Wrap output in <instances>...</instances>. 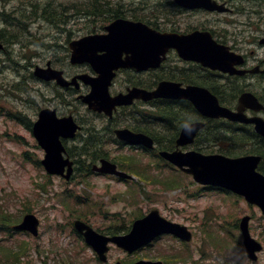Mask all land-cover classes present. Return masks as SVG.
Here are the masks:
<instances>
[{
  "label": "rangeland",
  "instance_id": "1",
  "mask_svg": "<svg viewBox=\"0 0 264 264\" xmlns=\"http://www.w3.org/2000/svg\"><path fill=\"white\" fill-rule=\"evenodd\" d=\"M82 2L0 0V14L9 22L4 25L0 19V30H6L0 31V39L6 46V51L0 52V217H4V223L11 221L10 230L0 225V264H102L72 230L74 219L79 218L105 232L111 225H119L120 221L127 225L135 215H144L153 209L187 226L192 231V241L183 245L164 236L137 252V256L111 246L110 264L138 257L163 260L165 255L177 250H182L181 258L185 261L190 256L186 264H264V216L257 207L232 194L202 190L190 177L177 174L137 150L130 156L137 160L140 174L135 172L131 182L87 175L79 164L69 182L46 175L39 164L42 150L26 125L9 113H20L33 122L41 108L49 107L57 109L60 115L73 114L83 129L92 125V117L79 104L73 103L77 93L65 96L66 104L56 94L63 90L53 83L30 77L34 66H45L48 61L70 77L91 73L85 65L70 66L57 39L60 30H65L72 39L89 33L88 26L93 19H82V14L75 13ZM42 3L50 4L48 10L39 7ZM53 7L58 11L53 12ZM218 18L219 29H232L226 24L230 20L227 15ZM126 82L124 74L117 76L110 93L124 90ZM86 91L87 88L82 87L80 93ZM94 123L99 126L98 122ZM78 138L67 146H79ZM106 151L111 160L120 152L116 146H107ZM75 152L73 149L72 154ZM165 178L175 183L164 184ZM27 210L40 221L37 237L12 230L11 225L18 224ZM245 215L251 217L250 235L263 247L255 262L246 258L239 230L235 228Z\"/></svg>",
  "mask_w": 264,
  "mask_h": 264
},
{
  "label": "water",
  "instance_id": "2",
  "mask_svg": "<svg viewBox=\"0 0 264 264\" xmlns=\"http://www.w3.org/2000/svg\"><path fill=\"white\" fill-rule=\"evenodd\" d=\"M175 3L184 7H200L208 11H226L223 4L219 5L212 0H175ZM106 30L108 31L106 35L86 36L70 44L72 49L70 63L73 65L89 63L98 74L96 78L84 74L74 77L68 83L63 79L62 72L49 67L47 69L36 68L34 75L44 80H56L57 84L62 87L70 84L78 87L76 80H81L91 87L89 94L80 97L81 101L90 110L103 111L108 116L116 106L129 105L134 99L144 101L159 98L187 99L204 116L255 123V131L264 138V121L258 118L248 119L243 114L246 107L255 108L258 104L251 93H244L240 96L236 112L221 107L218 100L206 89L199 87L184 89L180 84L172 82H160L151 92L132 88L126 94L120 93L114 97L109 95L108 87L115 76V70L119 68L138 70L157 68L165 59L169 49H175L183 60L197 62L213 70L232 73L235 70L234 66L242 63L241 57L230 53L227 47L213 41L210 33L200 31H194L188 35L159 33L148 29L141 23L121 20L114 21L106 27ZM2 47L0 43V49ZM99 52L102 54L98 55ZM123 53L126 54L124 60L122 59ZM202 125L200 122L187 125L182 130L177 145L184 146L191 143ZM77 128L71 116L57 119L54 111L42 110L39 113L32 133L46 152L41 163L48 173L62 175L67 180L70 178L72 163L63 158L64 149L59 138L74 137ZM115 133L118 139L126 143L139 144L146 148L153 146L152 140L143 134L132 133L126 129L117 130ZM160 155L184 172L191 174L197 183L230 190L244 197L249 204L258 206L264 214V176L256 171L260 157L249 155L227 158L221 155H203L194 151L161 152ZM100 164L101 166L97 168L100 173L129 178L125 173L118 172L116 166L106 160H100ZM65 167H67V173L64 175ZM248 221V216L243 217L239 227L246 253L250 259L255 260V252L261 250V245L250 237ZM74 225L103 261H105L103 255L107 251L108 242H113L131 253L163 233H172L183 240H190V234L184 227L167 222L159 216L157 211H152L148 216L136 220L129 234L125 236L106 238L80 221H76ZM37 227V218L29 214L25 215L22 222L15 228L29 231L36 236ZM134 264L162 263L139 261Z\"/></svg>",
  "mask_w": 264,
  "mask_h": 264
},
{
  "label": "flooded vegetation",
  "instance_id": "3",
  "mask_svg": "<svg viewBox=\"0 0 264 264\" xmlns=\"http://www.w3.org/2000/svg\"><path fill=\"white\" fill-rule=\"evenodd\" d=\"M144 1L145 3L140 0L136 3L125 4L124 7H118L116 15L120 17H133L136 18L137 21L140 19L142 22L144 21V23L160 31L177 32L182 34L191 33L194 30L210 31L216 40L221 39L220 41L228 45L231 51L243 57L244 62L242 64V69L248 71L256 69V72L246 73L242 76L209 73L210 79L213 81L221 79L222 89L228 85V82L233 83L237 81L239 84H242V87L245 89L264 90V74L259 72L264 70V42L262 41L264 38V0H225L224 3L229 8V12L227 13L228 17L232 19L230 21L231 26L242 28V30H228L227 36H223V38L218 37L219 18L218 13L216 12H205L201 9H183L177 7L172 0H166L165 2L157 4L154 0ZM132 11H140L141 15H136ZM89 32L103 33L104 27L100 29L91 27ZM57 39L61 53H64L65 57H69L70 50L68 44L72 40L71 35L68 36L65 30H60L59 34H57ZM171 56H174V63L181 65L182 68L189 64L177 59L174 51H169L168 58ZM202 70L203 69L199 67V70L196 73V77L199 79L202 78ZM122 72H128L132 74L133 77L141 79L134 81L133 85L142 86L146 89H152L154 85V72L152 69L142 72L126 69ZM65 75L70 78L66 73ZM127 84L128 83H126V85ZM67 92L70 94L73 92V89L68 88ZM261 102L264 105L263 99H261ZM136 104L151 106L149 102L142 103L135 101L133 106ZM117 111H120V109ZM248 114L250 116L254 115L253 113ZM260 116L264 118V108L260 113ZM99 117L101 118L99 121L102 122L101 128L106 132L117 128V119L121 118L118 117L114 123H111L110 120L112 119H107L103 115H99ZM80 166L84 165L79 164V167ZM75 173L76 168L73 170V174ZM110 178L114 179L112 177Z\"/></svg>",
  "mask_w": 264,
  "mask_h": 264
},
{
  "label": "trees",
  "instance_id": "4",
  "mask_svg": "<svg viewBox=\"0 0 264 264\" xmlns=\"http://www.w3.org/2000/svg\"><path fill=\"white\" fill-rule=\"evenodd\" d=\"M95 3L97 4V2H95ZM103 5L104 6L99 4V7L103 8L102 10L105 12L104 15L109 14L111 12V10L105 7V3H103ZM97 10H98V7L94 5L90 8L88 13H90V15H94V16L103 15V13L100 10L99 11H97ZM0 19H2V21H5L3 14H0ZM184 75H186V77H184V80H188L191 83L207 84L206 80H204L203 82H194L195 81V79H194L195 72L185 73ZM160 78H161V76H158V74H156L154 82L156 83L157 80H159ZM238 93L239 92L236 90H231V92L229 94L231 96H235ZM158 103H160V105L156 106L155 114L157 117L155 119L164 123V121L167 119L168 113H173V110L168 111L166 106H164V103H162V102H158ZM131 114L132 115L138 114V116H139V123L137 124L138 126L142 125L143 121H149L150 117L152 116L151 113L142 112L141 110L132 111ZM188 120H190V119H188ZM188 120H186V118H181L180 120H178V122H179L178 126L182 125L183 122H186ZM136 129L138 130L141 128L137 127ZM144 130L148 133H152V136H154V138H156V139H158V136H161V134H159L157 131L152 130V132H151V130H149V129H144ZM175 133H176V130L172 132V138L173 139H174ZM244 139L246 140V138H243L242 133L237 131L233 126H230L229 124H226L223 122H218L215 124H210L209 128H207L206 131L202 132L201 149L209 151L212 149V147L214 148L215 145H217L216 151L219 153H223L227 156H239V155H244V154L251 153V152L258 153L263 158V160L259 166V171L264 174V144L261 148H257V149L253 148L252 150L251 149L248 150L243 145ZM158 142H159V140H158ZM260 145L261 144H258V147ZM82 155H89V157H91L92 160H95V159L103 156L99 152L98 149H92L90 153L84 151ZM2 222L3 221L0 220V223H2Z\"/></svg>",
  "mask_w": 264,
  "mask_h": 264
}]
</instances>
